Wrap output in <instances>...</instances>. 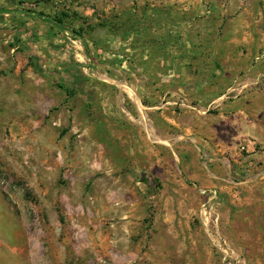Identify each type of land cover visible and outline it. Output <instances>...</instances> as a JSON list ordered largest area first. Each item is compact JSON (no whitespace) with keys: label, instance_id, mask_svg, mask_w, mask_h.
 I'll list each match as a JSON object with an SVG mask.
<instances>
[{"label":"crops","instance_id":"obj_1","mask_svg":"<svg viewBox=\"0 0 264 264\" xmlns=\"http://www.w3.org/2000/svg\"><path fill=\"white\" fill-rule=\"evenodd\" d=\"M231 7L239 10L231 25H191L172 2L157 0L144 23L109 36L107 56L94 55L84 38L61 41L82 66L60 62L67 84H86L97 100L108 95L111 136L134 159L125 178L113 167V181L128 191L139 179L141 195L116 198L115 211L122 236L137 234L146 247L142 264H223L225 255L264 264V0ZM0 16V25H48L35 28L37 44L60 41L49 37L54 24L33 15L4 8ZM105 80V88H88Z\"/></svg>","mask_w":264,"mask_h":264},{"label":"rangeland","instance_id":"obj_2","mask_svg":"<svg viewBox=\"0 0 264 264\" xmlns=\"http://www.w3.org/2000/svg\"><path fill=\"white\" fill-rule=\"evenodd\" d=\"M235 1L241 2L162 0L172 2L180 21L191 25H231L239 11L231 7ZM156 3L0 0V11L17 9L61 22L48 30L50 38L60 41L45 45L37 44L35 30L48 25H0V264L143 263L138 253L146 247L137 234L122 236L115 211L116 198L141 195L139 179H130L128 191L117 190L113 181V167L123 168L125 178L134 159L111 136L114 116L108 95L97 100L83 90L86 84L80 89L67 84L72 78L62 74L60 62L70 59L78 66L73 71L82 66L75 60V47L66 52L61 41L67 38L73 45L71 41L84 38L94 55L107 56L113 50L109 36L123 37L124 25L144 23V13ZM117 52L122 59L128 54L122 45ZM101 62L99 74L106 76L111 70ZM110 84L96 81L88 88ZM144 240L149 243L151 237Z\"/></svg>","mask_w":264,"mask_h":264},{"label":"built area","instance_id":"obj_3","mask_svg":"<svg viewBox=\"0 0 264 264\" xmlns=\"http://www.w3.org/2000/svg\"><path fill=\"white\" fill-rule=\"evenodd\" d=\"M245 149H246V144H244L241 147V150H245ZM201 193L204 195L207 192L202 190ZM214 196H215V194L214 193H211V197H214ZM204 208H205V206H204ZM231 260L232 259L228 255H225L224 258H223L224 264H238L237 262H232Z\"/></svg>","mask_w":264,"mask_h":264},{"label":"trees","instance_id":"obj_4","mask_svg":"<svg viewBox=\"0 0 264 264\" xmlns=\"http://www.w3.org/2000/svg\"><path fill=\"white\" fill-rule=\"evenodd\" d=\"M27 13H29V12H27ZM38 19H40V20H44V21H46V22H49V23H51V24H54L53 26H58L59 24H61V22H56V21H53V20H48L47 18H44V17H42V15H35ZM55 22V23H54Z\"/></svg>","mask_w":264,"mask_h":264},{"label":"bare ground","instance_id":"obj_5","mask_svg":"<svg viewBox=\"0 0 264 264\" xmlns=\"http://www.w3.org/2000/svg\"><path fill=\"white\" fill-rule=\"evenodd\" d=\"M149 132V131H148Z\"/></svg>","mask_w":264,"mask_h":264}]
</instances>
